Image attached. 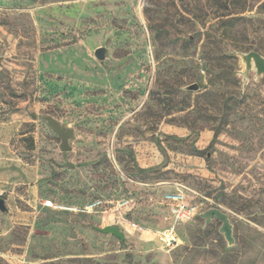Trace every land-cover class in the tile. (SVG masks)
Wrapping results in <instances>:
<instances>
[{
	"label": "rangeland",
	"instance_id": "1",
	"mask_svg": "<svg viewBox=\"0 0 264 264\" xmlns=\"http://www.w3.org/2000/svg\"><path fill=\"white\" fill-rule=\"evenodd\" d=\"M251 50L264 55V0H0V264H264V75L247 74ZM49 116L74 130L71 150ZM177 184L200 213H228L232 244L200 214L176 246L152 240ZM97 198L93 214L60 207ZM109 224L126 238L97 229Z\"/></svg>",
	"mask_w": 264,
	"mask_h": 264
},
{
	"label": "built area",
	"instance_id": "2",
	"mask_svg": "<svg viewBox=\"0 0 264 264\" xmlns=\"http://www.w3.org/2000/svg\"><path fill=\"white\" fill-rule=\"evenodd\" d=\"M123 178L129 181L133 180L128 176L123 175ZM179 187L176 190L168 191L164 195V201L169 205L172 215V223L165 229L157 231L153 234L152 239L157 240L163 247H174L179 243L178 225L188 222L200 214V209L197 204L191 202L186 194V187L177 184ZM104 200L101 198L94 199L84 206H60L63 209L71 211H81L88 214L95 213L98 209L104 206ZM134 207L132 198L125 197L117 201L116 208L123 214L119 216L121 220L125 219L124 213L129 212ZM123 222V221H121ZM128 231L143 234L146 229L143 225L128 221Z\"/></svg>",
	"mask_w": 264,
	"mask_h": 264
},
{
	"label": "water",
	"instance_id": "3",
	"mask_svg": "<svg viewBox=\"0 0 264 264\" xmlns=\"http://www.w3.org/2000/svg\"><path fill=\"white\" fill-rule=\"evenodd\" d=\"M95 56L99 59L105 58V48L99 47L95 51ZM241 57L246 65L247 74L254 70L257 76L264 75V55L258 51L251 50L245 53H241ZM197 84H193L188 86V90H196L198 89ZM49 124L51 128L61 136V149L63 151L71 150V146L69 144V139L74 137V130L68 125L62 124L56 118L49 116L48 117ZM9 210L6 200L3 197H0V211L7 212ZM201 217L206 220V223H209L213 218L218 219L222 222L220 227V231L224 234L225 238L228 240L230 244L234 242L233 238V230L232 224L230 222V218L227 212H225L221 208L211 207L204 212L200 213ZM98 230L105 233H111L116 237L124 240L126 238V234L120 229L118 225H106L104 227H97Z\"/></svg>",
	"mask_w": 264,
	"mask_h": 264
},
{
	"label": "crops",
	"instance_id": "4",
	"mask_svg": "<svg viewBox=\"0 0 264 264\" xmlns=\"http://www.w3.org/2000/svg\"><path fill=\"white\" fill-rule=\"evenodd\" d=\"M153 158L150 160V159H148V160H145L144 162H145V166H149V165H151V164H154V163H161L162 161H163V159L162 158H160L159 156H156V155H154V156H152ZM139 161H140V159H139ZM141 164V166H144V165H142V163H140ZM153 240V239H152ZM154 241V240H153ZM156 242H157V240H155Z\"/></svg>",
	"mask_w": 264,
	"mask_h": 264
},
{
	"label": "trees",
	"instance_id": "5",
	"mask_svg": "<svg viewBox=\"0 0 264 264\" xmlns=\"http://www.w3.org/2000/svg\"><path fill=\"white\" fill-rule=\"evenodd\" d=\"M256 51V50H255ZM199 152H203V150H199ZM129 178H131L132 180H133V182L132 181H129V180H126V179H124L123 178V176L121 177V179L124 181V182H127V181H129V182H131V183H136L137 182V180H136V178L134 177V176H132V175H127ZM90 202V201H89ZM88 203V202H87ZM86 203V204H87ZM166 203V202H165ZM167 204V203H166ZM168 205V204H167ZM168 207H169V205H168ZM169 209H170V207H169Z\"/></svg>",
	"mask_w": 264,
	"mask_h": 264
}]
</instances>
